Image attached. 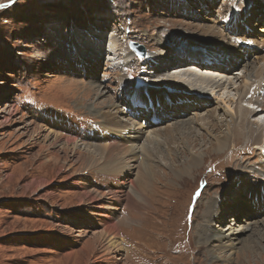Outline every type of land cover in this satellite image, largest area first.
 I'll use <instances>...</instances> for the list:
<instances>
[{
	"label": "rangeland",
	"instance_id": "374dc122",
	"mask_svg": "<svg viewBox=\"0 0 264 264\" xmlns=\"http://www.w3.org/2000/svg\"><path fill=\"white\" fill-rule=\"evenodd\" d=\"M247 2L253 9L255 22L264 21L258 9L264 0H15L13 3L0 0V5H4L0 7V264H92L94 252L101 255L106 245L107 236L94 242L93 234L103 231L105 223L100 213L107 212L105 209L106 213L100 212V204L92 203L84 193L96 191L110 195L107 191L125 182L133 185V191L139 190L138 178L142 177L139 175L145 179L142 182L145 189H140L145 192V206L133 204L127 211L137 210L141 213L140 220L117 227V235L124 240V249L119 253L121 257L125 255L126 264H264V212L255 216L256 212L248 209L250 216L244 217L246 195L258 190L264 182L259 166L260 159L264 165L262 129L254 128L251 140L236 136L227 149L217 153L211 150L213 136L219 135L224 127L220 120L212 118L214 111L205 116L204 109L194 110L197 114L192 111L189 117L180 119L182 124L147 126L138 135L143 128L138 121L126 120L128 117L122 109L128 105L133 110L126 94L135 88L148 84L150 88L165 90L161 86H171L168 75L175 68H168L167 71H173L166 74L164 69L154 74V68L143 67L148 64V55H158L154 61L156 66L161 61L160 65L169 64L164 62L169 56L177 57V62L173 60L170 64L183 68L193 64H180L185 60L178 54L185 49H192L185 51L188 57L192 54L189 52L200 48L221 52L228 47V32L223 33L222 28L227 27L223 23L220 25V18L244 14ZM254 24L256 29L257 23ZM238 25L240 27L235 28L232 24L229 33L243 32V25ZM262 31L255 33L254 30V35L250 34L253 39L260 37L259 34L264 37ZM96 38L104 42L95 43L100 49L92 43ZM73 39L81 45L86 43L85 47L92 50H80L71 42ZM130 40L145 46L143 58L134 57L128 47ZM241 54L239 56L243 57ZM253 57L247 62L249 67L257 64ZM113 59L117 64L109 68L107 60ZM125 63L133 65L124 71L122 64ZM246 70L243 66L231 71L232 76L227 74L235 81L229 87L213 91L202 87L201 96L209 95L212 101L207 108L214 109L216 103H221L226 109H234L235 87L241 84ZM178 72L182 74L183 69ZM241 103L243 108L259 111ZM183 110L187 112V107ZM188 110L191 111V107ZM255 118L260 120L258 115H252L251 122ZM76 121L97 127L102 125L99 128H105L102 131L106 137L109 133L121 132L124 136L138 137L142 140L140 146L145 144V151L133 148L137 149L135 158L127 159L129 167L122 175L113 170L104 174L112 169L104 160L95 166L81 168L76 162L77 156L70 158L69 168L58 172L57 167L64 159L59 150L63 142L72 139L84 146L88 142L89 136L77 131ZM209 121L217 128H209ZM33 126L40 127V131L34 133ZM189 126L197 129L186 136H200L195 145L191 143L195 146L191 149L192 155L200 158L194 173H190L194 178L180 176L181 169L186 166L182 163L188 157L180 154L186 137L183 135L182 140L179 133ZM49 133L51 136L45 139ZM55 136L61 140L55 142ZM111 136L116 137L115 134ZM254 144H259V148L252 146ZM40 145L45 146L46 151L41 152ZM54 154L59 155L58 161L45 164L44 161ZM115 154L122 164L127 162L123 152ZM147 167L150 169L145 172ZM245 179L246 184L240 186ZM41 181L47 185L32 193L30 187ZM112 182L118 185L113 187ZM125 190L120 197L110 195L120 200V212H117L120 215L126 209L123 194H127L126 200L134 202L133 191L128 186ZM233 195L237 196L231 197ZM79 199H83V203ZM209 199L224 201L228 211L222 218V231L231 223L230 227L237 234L231 239L238 237L239 245L245 247L249 243V248L239 249L238 246L236 253H229L228 249L217 260L209 256L207 246L202 247L197 237ZM105 204H101L102 207L105 208ZM117 215L116 220L113 219L115 223L122 220ZM69 217L73 220L71 223L66 222ZM236 218L241 222H231ZM218 221L213 220L210 228L213 229ZM244 223H249L250 229L243 236L239 232L242 227H238ZM49 227L53 229L48 230ZM72 233L80 236L74 239ZM87 238L91 239L89 248L84 244Z\"/></svg>",
	"mask_w": 264,
	"mask_h": 264
},
{
	"label": "bare ground",
	"instance_id": "6f19581e",
	"mask_svg": "<svg viewBox=\"0 0 264 264\" xmlns=\"http://www.w3.org/2000/svg\"><path fill=\"white\" fill-rule=\"evenodd\" d=\"M229 15H230L229 18L222 20V23L224 24V26L226 25L227 28H230V26L232 24H233V26L235 24L234 27L239 28L240 25H238V24H242L243 25L242 30L244 32H247L245 34V38L248 40V42L252 41L255 45L258 46L257 42L260 41L262 43V46L264 49V37L261 34H259L260 37L255 38V39H257V40H255L252 38V34H250V32H252L254 30H255V33L259 32L258 30L254 29L253 25H255L254 23H257V22H255L256 20L253 16H250L249 14H235V15L229 14ZM252 19H253V23H251ZM95 32L98 34V31H95ZM262 33H264V31H262ZM226 39H227V37H226ZM231 39L235 40V42L238 44H240V42H241L240 40H236V38H234V37H230L228 44L230 43ZM95 40L96 41H94L92 43L95 45V47L98 46V49H100L101 48L100 45H96L95 43L101 42V39L96 38ZM71 42L74 43L76 46H78L80 50H82V48H83V50L84 49L92 50L89 47H85L86 43L85 44L83 43L84 45L78 44V41L76 39L71 40ZM101 43H104V42L102 41ZM89 45H91V44L87 43V46H89ZM246 45H248V43H247V41H244L242 46L244 47ZM204 47H207V46L205 45ZM234 49H235L234 52L237 53L238 47L236 46ZM241 50L242 49H240V52H242ZM189 53H192L191 56L189 57L190 59H192L197 54V51L196 52L195 51L189 52ZM155 55H157V54L148 55L149 56V57L147 56L148 57L147 58L148 64H146V65H149L150 67L154 68V69H152L154 74H159V72L163 71V68L165 69V71H166V69L170 68V63L169 64H162V66H161L160 63H163V61H161L160 63H157V66H156L154 61H155V59L157 60L158 55L156 57H155ZM205 55L208 58L210 57V53L205 54ZM250 56L256 57L257 64L251 65L250 67H249V64H247V63L244 65V69L245 70L248 69V70H246L245 74L242 75L241 84L238 85L237 87H235V91L237 92L236 93L237 99H236V106L234 107V109H231V108L226 109V108L222 107L221 103H219V104L216 103L217 105H216V107H214V109H208L209 108L208 104H210L212 101H210V99H208V98L205 99V96H198V97L194 98V102L196 103L197 106L196 105L195 106L194 105L193 106L183 105L184 108L187 107V110H186L187 112L190 111L188 109L191 107V114H193L192 111L197 110L198 108L205 110V116H209L208 114H211L214 111L212 118L214 120L218 119V120H220L219 121L220 123H223L222 126L224 127V129L222 131H219V135L213 136L214 137V139H213L214 143L212 144L213 147L211 150L212 151L216 150L215 152H217V153H222L225 149H227L229 147L231 141L237 137L238 138L243 137L244 139L246 138L247 140H251L249 138L252 136L254 128L260 127V129H262V132L264 133V124H263V122H264V115H263L264 114V93L261 94L262 91L264 92V86H263V83H264V53H261L260 51L256 50L251 55H247V57H250ZM239 57L241 59H243V57H241V56H239ZM90 58L92 61H94V62L96 61V58H94L93 56ZM182 62L183 61H181V64H182ZM146 65L143 67L148 68L149 66L146 67ZM85 67H86V65H85ZM229 68H230V66H227L226 68H222L219 70H218V68H215V69H213V71H209V69L204 68L205 70L203 69V71H204L203 73H198V72H196V71H198L197 66H195L194 64H192V65L188 64L186 66H183V68H180V66L179 67L177 66L173 70L183 69V72H182V74H179L180 72H175L173 74L168 75V81L171 83V86L167 87V88L165 87L166 85L161 86V88L165 89V90H163V95H165L167 92H169V94H167L165 96H170L171 99H174V100H170V105L173 108L174 107L177 108L178 104H176L175 101L180 97L186 96L187 95L186 92L189 91L188 88L194 89V90L196 89L195 91H198L203 87V88H209L213 91V89L216 90L219 87L223 88V87H226L228 85H234L235 84L234 83L235 82L234 77L231 78L232 74H230L231 70ZM143 71H144V73H147L146 69H143ZM227 74H230L231 76L227 75ZM192 76H195V78ZM228 76H230V78H228ZM225 78H227V79H225ZM148 86L149 85L147 84V88H148ZM253 86H255L256 89H254L251 92V89L253 88ZM183 87H186L187 90H183L184 89ZM142 90H146V89L143 88ZM172 92H173V95L170 94ZM250 93H252L251 97L249 99H246V96H248V94H250ZM198 98H201L202 101L198 102ZM241 102H244V103H247L248 105L254 106L259 111L256 112V111L249 110L247 108H243L242 105H240V104H242ZM164 106L166 107V105H164ZM194 113L197 114L196 111H194ZM252 115L253 116L258 115L260 120H256V118H255V119H253V122H251L252 119H250V117ZM217 116H220V117L218 118ZM121 120H120V122H121ZM178 122L181 123L182 121L179 120L175 123H178ZM260 124H262L263 126ZM69 125H70V127H73L70 123H69ZM101 126L102 125H99V127H101ZM207 126L209 128H214V127L217 128L215 123H213L212 121H209L207 123ZM254 126H256V127H254ZM199 128H201V127L199 126ZM39 129H41V128L38 126H33V132L34 133L40 131ZM102 129H105V128H102ZM184 129L186 130L185 132L179 133L182 140H184V136L186 137V139L183 142V148L181 147L182 150L180 151V154L181 155L183 154V155L187 156L188 158L184 159V162L182 163L183 165H186V166L181 169L182 174H180V176H188V177L194 178V174H190V173H194V168L199 163L200 158H199V156L197 157L196 155H192L191 149L192 150L194 149L193 147H195V146H192V145L193 144L195 145V143L198 141L200 136H198L195 133H193L196 135L194 137L185 135L187 133L192 134V131L196 130L197 128L189 126L187 128H184ZM178 130H180V129H178ZM258 131H259V129H258ZM116 132H118V131H116ZM177 132H179V131H177ZM210 133H212V131ZM111 134L116 135L115 139H117L116 140L117 143H116L115 139H111V138L106 137V136L102 137V136L94 135L93 137H89L87 144H85V146H84V145L77 144V142H75L72 139L68 140L66 138L67 140H65L63 142L61 148H59L60 152L63 153L64 159H63V164L61 166L57 167V171L58 172H64L67 168H69L68 165L70 164V161H71L70 158L77 156L76 162L78 161L81 164V168H83V167L89 168L91 166H95V165L99 164L100 161L104 160L105 163L107 164V166L112 165V169H110L111 171L103 172V170H102V172L104 174L107 173V175H108V173L112 172V170H113V172L118 173L120 175L124 174V171L127 170L126 168L129 167V166L128 167L126 166V164L129 163V160H127V159L130 158V160H132L135 158L137 149L135 150L133 148L134 147L138 148L139 150H137V151L140 152L143 150L145 151L146 146H145V144H142L140 146L139 142H141L142 140H140V138H138V137L124 136L122 132L119 134L109 133V136ZM260 134H261V132H260ZM83 135H86V134L84 133ZM50 136H51V134L49 133V134L45 135L44 138L46 139ZM216 136H218V137L215 138ZM189 137H193V138H189ZM60 140H59V137H56L54 141L57 142ZM119 142H121V143H119ZM191 143H193V144L191 145ZM261 143L264 145L263 142H261ZM259 144H254L252 146L259 148L258 147ZM39 150L41 152L46 151V147L40 145ZM116 151L117 152H123L124 156H126L125 157L126 158L125 161L127 160L126 163L124 162L122 164L119 161L120 157L118 154H115ZM49 156H50V154H49ZM58 157H59V155H58ZM58 157H57V155L54 154L50 158L48 157L47 160L44 161V163L47 164L46 161H50V162L52 161L55 164L58 161ZM177 159H179V158H177ZM259 166L261 167V172L263 170V173H264V165H263V161H261V159H260V165ZM148 169H150V168L147 167L145 172H148L149 171ZM112 174H111L112 177H114L115 179H119V178H117L118 176H113ZM139 176L143 177V175H139ZM142 177L138 178V181H139L138 186L140 187V189H142V188L145 189L146 185H144L142 183L143 181H145V179ZM261 179H262V177L258 178V181H260ZM112 184H113L112 185L113 187H114V185H118L117 182H112ZM244 184H246V179L243 180L239 185L243 186ZM45 185H47V183L43 182V181H41L39 184H35V185L33 183V185L30 187V189L32 190V193H35L39 188H41L42 186H45ZM72 185H74V184H72ZM119 185L120 186L113 188L114 190H109L107 192L110 195L120 197L123 192L125 193L126 186L129 187L130 191L133 188V185L131 183H129L127 185L125 182V183H121ZM140 189L139 190L136 189L134 191L132 190L133 191L132 197L134 198V202H132L130 199L126 200L127 194L122 195V197L124 198V200L126 202L125 203L126 209L124 211L125 213L123 212L124 213L123 215L122 214L120 215V213H117V212H120V209L118 208V206H119V203H121V202L119 199L113 198L110 195L105 194V193H97L96 191L95 192L91 191L92 193H88V194H86V192L85 193L83 192L84 193L83 196L89 198V200L92 203H95L96 205L98 203L100 204V205H98V208H100V210H101L100 212H102L103 209H105L107 212L106 213L105 210H103L104 213H106V214L100 213L101 216L104 217L103 221L105 223V227L103 228V231H100L99 233L93 234L94 235L93 236L94 242H97L99 240V238H101V240H104L107 236V239L104 240L106 242V245H105V248L103 249L101 255L98 254L99 252H96V251L94 252L93 257L91 258L92 264H126L125 263V258H126L125 255H124V257H121V255L119 253V252L123 251V249H124V247H123L124 240L120 236L117 235V230H118L117 227H118V225L120 227L122 224L129 223V222L133 223V222L140 220V214L141 213H139L137 210L127 211L128 210L127 208L129 206L132 207L133 204L134 205L140 204L141 206H145V204H144L145 199L143 197L145 192H144V190L142 192ZM225 195H227V194H225ZM254 195L256 196V200L254 202L255 208H256V213L254 215L260 216V214L262 212H264V206L262 205L263 203L260 202L261 196L258 195V192H255ZM234 196H237V195H233L231 197H234ZM242 197L245 198L243 195H242ZM129 198H131V197H129ZM106 199L109 200V201H107L108 202L107 204L103 203V200H106ZM79 201H80V203H83L82 202L83 199H79ZM215 202H216V204H215ZM227 202H228V200H227ZM239 202H241V201H239ZM101 204H105L106 207L104 208V205L102 207ZM111 211H113V212H111ZM227 211H228V207L224 204V201L220 202V201L215 200V199L214 200L209 199V201L205 205V210L202 213V217H201L202 219L201 220L204 223V225H203V223L201 224L202 227L198 230L197 237L201 241L202 247L207 246V251L209 253V256L212 259H216V260L219 259L220 257H218V256L228 249H229V253H232V252L236 253V251L239 249L249 248L248 241H247L248 244L245 245V247H242V246H240L241 245L240 242H238V237L231 239V236L237 235L235 233V229H232L230 227L232 225L231 223H230V226L227 227V229L225 231H222V229L224 228V226L222 225L224 219L222 220V218L225 217V215L227 214ZM244 211H245L244 217H249L250 212H248V208L245 209ZM115 213H116V215L118 214L119 217H121L120 219H122V220L118 219V222H116L117 225H116L115 221L113 220L116 218ZM241 217H243V216H241ZM215 219H219V221L217 222L218 224L214 225L213 229H212V228H210V225H211L212 221ZM72 221L73 220L71 219V217H69V218H67L66 222L71 223ZM231 222H241V221H240V219L236 218V220L232 219ZM241 227H242V229L239 232L241 233V235L244 236V234L246 232H248V230L250 229V224L244 223L243 226L241 225L238 228H241ZM219 228H220V230H217ZM47 229L52 230L53 228L49 227ZM79 232L82 233L84 231H79ZM74 233H72V237L74 239L77 238L78 236H80V235H74ZM90 238H91V236H90ZM89 239L86 242H84V244L87 246V248H89V245L91 244L89 242L91 239L90 240ZM79 240H81V239H79ZM238 246H240L239 249H238ZM90 248H91V246H90ZM91 253H92V251H91ZM98 255H99V257H102V258L99 259ZM86 264H89V263L87 262Z\"/></svg>",
	"mask_w": 264,
	"mask_h": 264
},
{
	"label": "water",
	"instance_id": "95a60500",
	"mask_svg": "<svg viewBox=\"0 0 264 264\" xmlns=\"http://www.w3.org/2000/svg\"><path fill=\"white\" fill-rule=\"evenodd\" d=\"M129 49L134 52L138 57L143 58L144 57V51L145 46L141 43L135 42V41H129L128 42Z\"/></svg>",
	"mask_w": 264,
	"mask_h": 264
},
{
	"label": "snow or ice",
	"instance_id": "6c2138e0",
	"mask_svg": "<svg viewBox=\"0 0 264 264\" xmlns=\"http://www.w3.org/2000/svg\"><path fill=\"white\" fill-rule=\"evenodd\" d=\"M10 3L15 2V0H9ZM4 5H0V7H3Z\"/></svg>",
	"mask_w": 264,
	"mask_h": 264
}]
</instances>
